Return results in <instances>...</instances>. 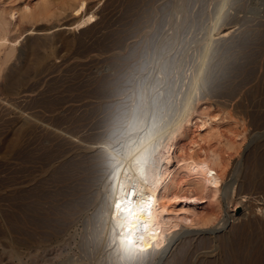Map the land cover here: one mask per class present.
<instances>
[{
	"label": "rangeland",
	"instance_id": "374dc122",
	"mask_svg": "<svg viewBox=\"0 0 264 264\" xmlns=\"http://www.w3.org/2000/svg\"><path fill=\"white\" fill-rule=\"evenodd\" d=\"M26 1L38 0H0V9L17 12L12 35L18 38L0 73V264H92L100 258L112 264L103 249V211L99 203L89 205L86 193L93 196L114 167L103 148L120 158L150 157L185 102L205 91L218 99L217 90L236 81L241 92L232 102L245 101L240 126L226 129L235 143L215 141L232 153V164L264 153V107L259 96L242 98L254 85L264 88V0H107L110 6L100 11L101 0L96 20L84 27L74 24L71 11L31 19ZM245 127L248 133L236 135ZM80 168L100 179L91 182ZM116 180L101 188L105 198ZM244 208L226 215L225 225L190 230L212 241L231 232L238 240L244 229L256 232L264 222V209ZM246 222L253 227L244 228Z\"/></svg>",
	"mask_w": 264,
	"mask_h": 264
},
{
	"label": "bare ground",
	"instance_id": "6f19581e",
	"mask_svg": "<svg viewBox=\"0 0 264 264\" xmlns=\"http://www.w3.org/2000/svg\"><path fill=\"white\" fill-rule=\"evenodd\" d=\"M99 2L101 0H38L34 3L26 1L23 9L27 14L25 16L36 19V21L37 18L44 20L52 13L59 15L71 11L75 16L74 24L77 27H84L96 20L98 11L94 8ZM109 6L110 4L106 0L100 11H104ZM16 13L14 8L0 9V73L17 49L18 38L12 35V30L17 22ZM63 27H71V25ZM27 29L32 30L30 33H33L42 28ZM12 77L14 80H18L17 75ZM200 84L202 82L198 85L200 86ZM237 91L236 81H232L222 89H218L217 93L214 91L216 93L214 96L219 97L218 99L211 98L210 96L213 95L206 94V91L204 95H200L202 98L196 95V98L191 99L196 91L192 96L189 94L191 100L185 102L186 110L182 111V116L170 124L172 127L167 132L165 131L166 136L155 143L157 144L156 150L153 154L151 153L150 157L136 161L134 155L127 154L120 158L116 155L113 156V149L106 145L107 148H103L102 153L106 152L113 157L111 164L114 167L112 168L117 172L113 173L114 170L110 167L107 179H105L107 175L103 177L105 180L93 179L90 176L88 178L89 173L87 174V172L92 169L86 168V171L80 168L81 172L86 171L87 176H84L89 180L90 178L93 181L100 179V182L97 181L100 186L95 188V192L93 190V196L89 194V191L92 190H88L89 186L84 184L88 190L86 193L91 196L89 205L99 203V210L103 211L102 214L105 223H107V236H105V240L103 239V249L106 246L105 256L115 259L112 264H264V222H261V226L258 225L260 227L258 230L255 229L256 232H249V230L247 232V229H244L246 231L237 238L238 240L232 238L231 232H222L216 235L215 241H212L206 233L191 232L193 228H204L212 224L222 223L225 225L224 217L226 215L232 217V211L240 205L245 206L244 210L263 211L264 209V153L252 157L253 159H250L251 156H249L244 162L238 159L236 163L232 164V153L226 155L225 151L219 149L221 147L218 148L219 145L216 146L215 143V141L235 143V139L228 135L226 129L229 125L239 124V118L245 112L243 99L232 102ZM191 92L190 90L189 93ZM199 94L201 93L199 92ZM216 96L215 98H217ZM251 96H259L257 101L264 107V88L261 92L254 85V88H248L241 97ZM212 105L218 107L217 113H208L207 110ZM260 126L264 127V124ZM235 133L244 135V133H248V128L238 129ZM104 157L95 155L96 161L98 162L99 159L103 165L107 163ZM90 166L92 164L88 167ZM94 168L96 169V167ZM96 173H98L97 170ZM96 173L94 174L96 175ZM91 174L93 176V173ZM99 176L101 177V175ZM115 176L117 180L113 194L105 198L101 188H106ZM95 185L93 184L94 187ZM93 186L89 189H93ZM82 189L79 188V190ZM133 190L136 193L133 199L137 207L141 201H147L148 197H152L153 206L151 217L146 214L141 217L148 221L151 227L148 232L142 233V240L137 239V244L148 251L144 254H136L135 259H130L120 244L121 229L118 225L123 222L124 217L118 213L114 217V213H116L114 206L117 199L123 200L125 195ZM225 204H227L226 208ZM84 207L82 210L85 209ZM246 227L251 229L253 226L246 222L244 228ZM214 232L216 231L213 230L211 233ZM77 263L79 264V262ZM104 263V258L102 260L100 258L92 264Z\"/></svg>",
	"mask_w": 264,
	"mask_h": 264
},
{
	"label": "snow or ice",
	"instance_id": "6c2138e0",
	"mask_svg": "<svg viewBox=\"0 0 264 264\" xmlns=\"http://www.w3.org/2000/svg\"><path fill=\"white\" fill-rule=\"evenodd\" d=\"M135 195V190L127 193L123 200L117 199L114 206L116 210L114 217L117 213L124 217L123 222L118 225L121 229L120 244L130 259H135L136 254H144L148 251L137 244V239L142 240V233L148 232L151 227V224L141 217L145 214L151 217L153 206L152 197H148L147 201H141L137 207L133 199Z\"/></svg>",
	"mask_w": 264,
	"mask_h": 264
}]
</instances>
